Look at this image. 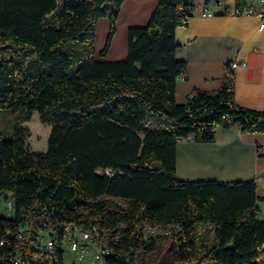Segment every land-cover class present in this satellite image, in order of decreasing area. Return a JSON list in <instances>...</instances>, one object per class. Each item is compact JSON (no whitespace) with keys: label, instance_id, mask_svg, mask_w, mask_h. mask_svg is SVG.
I'll return each mask as SVG.
<instances>
[{"label":"trees","instance_id":"16d2710c","mask_svg":"<svg viewBox=\"0 0 264 264\" xmlns=\"http://www.w3.org/2000/svg\"><path fill=\"white\" fill-rule=\"evenodd\" d=\"M123 1L0 0V109L12 114L11 137L0 132V264L19 248L21 223L55 226L59 244L63 224L95 227L105 264H136L167 240L178 264H260L255 179L182 180L175 170L179 141L212 143L217 127L233 125L264 133V111L234 101L229 62L217 90L177 102L185 62L174 32L188 25L193 0H156L147 23L128 28L125 60L97 58V22L108 19L104 57ZM34 113L51 127L44 151L27 146L23 124ZM256 152L264 157V147ZM145 227L167 234L148 238Z\"/></svg>","mask_w":264,"mask_h":264},{"label":"crops","instance_id":"0c3cea01","mask_svg":"<svg viewBox=\"0 0 264 264\" xmlns=\"http://www.w3.org/2000/svg\"><path fill=\"white\" fill-rule=\"evenodd\" d=\"M155 5L156 0H124L121 3L116 34L107 57L102 60H125L128 28L145 25ZM194 5L188 25L174 32L180 44L175 57L185 62V72L177 78L176 98L185 99L193 89L217 90L222 83L224 64L236 62L234 101L240 106L264 111V30L257 28L264 5L257 0H195ZM203 7L212 11L213 16H203ZM237 8L243 9L242 14H232ZM103 23H106L104 34L107 32V20L99 19L97 33ZM115 45L117 48L113 50ZM257 147H264V133H240L235 125L217 127L212 143L199 144L190 138L177 143L175 175L182 180L255 179L256 193L261 198L259 218L264 219V157L257 155ZM220 159L229 160L225 163ZM208 163L210 168L204 166ZM223 163L228 165L223 167ZM203 170L209 173L201 172Z\"/></svg>","mask_w":264,"mask_h":264},{"label":"built area","instance_id":"2783aa9c","mask_svg":"<svg viewBox=\"0 0 264 264\" xmlns=\"http://www.w3.org/2000/svg\"><path fill=\"white\" fill-rule=\"evenodd\" d=\"M194 1L192 13L194 11ZM264 5V0H257ZM202 15L206 17L213 16L212 11L203 7ZM243 9L237 8L232 11L234 15L242 14ZM264 30V14L257 27ZM236 62H231L230 67L234 69ZM14 206V200L10 195L2 199V209L11 213ZM146 237H156L157 235H166L167 232L159 231L156 228L145 227ZM16 240L19 248L8 257L1 259L6 264H66L65 255L72 254L76 264L78 261H87L88 264H105L106 256L109 251L106 249L98 231L95 227L84 229L82 225L75 223H66L61 226V237H59L55 226L45 225L36 229L35 232L27 231V224H19L16 234ZM5 240L0 239V248L4 246ZM59 246L60 256L58 257L56 249ZM6 259V260H5Z\"/></svg>","mask_w":264,"mask_h":264},{"label":"rangeland","instance_id":"374dc122","mask_svg":"<svg viewBox=\"0 0 264 264\" xmlns=\"http://www.w3.org/2000/svg\"><path fill=\"white\" fill-rule=\"evenodd\" d=\"M108 7L109 5L107 6V8ZM100 19H106L108 22V19L106 17H101ZM105 29H106V23L101 24V26L99 27L98 33L96 32V35H95V47H96L95 49L97 53V58L99 59L106 58L109 53V50H108L107 54L104 57L98 56L99 51L104 46L105 39L108 33V27H107V32L104 34ZM115 48H117V45L114 46L113 50H115ZM176 100L178 103H181L183 102L184 99L183 97L179 96L176 98ZM23 126H25L29 132V137L27 139L28 149L31 151H44L47 147V141L50 135L51 127L47 124H42L39 121L37 113H34L32 118L28 122H25ZM0 132L6 138L11 137L12 114L8 109H2V108L0 109ZM1 212L4 216H10V213L5 212L3 209H1ZM169 247H170L169 240L160 241L157 244V248L153 253H150V254L138 253L136 264H178L172 261L171 255L169 252ZM263 251H264V247L261 249L259 253L260 264H264ZM64 260L66 264H71L74 261V256L72 254H66ZM76 264H88V262L86 260L83 262L78 261Z\"/></svg>","mask_w":264,"mask_h":264},{"label":"bare ground","instance_id":"6f19581e","mask_svg":"<svg viewBox=\"0 0 264 264\" xmlns=\"http://www.w3.org/2000/svg\"><path fill=\"white\" fill-rule=\"evenodd\" d=\"M203 152H204V151H203ZM208 154H209V153H208ZM232 154H233V153H232ZM233 155H234V154H233ZM205 156H206V154H205ZM224 156H225V155H224ZM228 157H229V155L226 156V158H228ZM232 157H233V156H232ZM213 158H214V157H213ZM223 158H225V157H223ZM220 160H223V159H220ZM225 160L228 161L229 159H224L223 161L225 162ZM230 161H231V160H230ZM221 163H222V161H221ZM225 163H226V162H225ZM228 163H230V162H228ZM223 164H224V163H223ZM194 165H197V164H194ZM205 165L208 166V167L210 168L209 163H208V164H204V166H205ZM225 165H226V164H224L223 167H224ZM227 165H228V164H227ZM227 165H226V166H227ZM229 165H230V164H229ZM201 166H202V164H201L200 166H198V167H201ZM220 166H221V164H220ZM230 166H232V164H231ZM191 167H193V166H191ZM194 167H195V166H194ZM194 167H193V168H194ZM198 167H196V168L198 169ZM215 167H216V166H215ZM193 168H190V169L192 170ZM217 168H218V167H217ZM228 168H232V167H228ZM194 169H195V168H194ZM200 169H201V168H200ZM200 169H199V170H200ZM206 169H208V168H206ZM211 169H212V168H211ZM191 170H190V171H191ZM219 170H220V169H219ZM226 170H227V168H226ZM216 171H217V173H218V170H217V169H216ZM221 171H222V170H221ZM228 171H229V170H227L226 172H228ZM197 172H198V170H197ZM199 172H200V171H199ZM201 172H208V171L203 170V171H201ZM201 172H200V173H201ZM193 173H194V172H193ZM208 173H209V172H208ZM208 173H206V174H208ZM210 173H212V172H210ZM214 173H215V172H214ZM224 173H225V172H224ZM194 174H195V173H194ZM204 174H205V173H204Z\"/></svg>","mask_w":264,"mask_h":264}]
</instances>
